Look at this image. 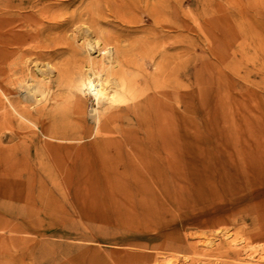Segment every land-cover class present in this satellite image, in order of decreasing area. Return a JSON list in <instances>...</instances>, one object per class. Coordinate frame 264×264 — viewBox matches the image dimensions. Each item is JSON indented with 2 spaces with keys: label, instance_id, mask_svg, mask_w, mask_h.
I'll return each mask as SVG.
<instances>
[{
  "label": "rangeland",
  "instance_id": "obj_1",
  "mask_svg": "<svg viewBox=\"0 0 264 264\" xmlns=\"http://www.w3.org/2000/svg\"><path fill=\"white\" fill-rule=\"evenodd\" d=\"M78 14L148 81L98 128ZM168 258L264 264V0H0V264Z\"/></svg>",
  "mask_w": 264,
  "mask_h": 264
},
{
  "label": "bare ground",
  "instance_id": "obj_2",
  "mask_svg": "<svg viewBox=\"0 0 264 264\" xmlns=\"http://www.w3.org/2000/svg\"><path fill=\"white\" fill-rule=\"evenodd\" d=\"M80 18L81 14H78L77 17L65 20L63 23L50 25L49 27L64 29L67 25H74L78 22L80 24L89 23V26L87 27H82L84 26L82 25L78 28L79 30L83 29L80 33H78L79 36L77 37V41H81V46L71 45L69 49L75 56L78 55L79 51L81 52L82 49L87 52V61L85 64L86 71L84 72V75L81 77L79 76L80 85L78 86L79 88L84 87L86 92L93 99L92 101L94 102L95 107L91 106L90 113L95 120L96 127L98 128L100 125L102 126L101 123L103 120V113H105L103 110H112L116 107H124L125 104L136 98L137 92L142 87L147 85L148 81L142 78V86H140L134 77L129 75L131 60L128 59V56L131 55L133 49L129 46L126 47L125 45L120 44L119 36L112 34L110 31V33L103 31H99L100 33L97 32L94 25L98 23L100 18L96 19V16L95 18L90 16L89 19H85L86 21L84 19L81 20ZM40 32H42V30L37 31L35 38H39L38 36H40ZM82 33H84V35H82ZM92 34H94V36H91ZM112 41H115L116 43H113ZM62 42L63 38L61 37H49L43 42L39 41L35 48H46L47 50L50 49L54 51L62 44ZM36 55L38 57L41 53H36ZM34 65L37 69L39 79L30 76L27 81H24L25 83L23 84V89H25L26 93H28L30 97L38 101L42 99V96H44L45 89L49 88L51 78L54 77V69L48 62L44 64L45 68L43 69L37 64ZM68 77L69 76L66 75V70L64 71V69H60L57 72L56 82L59 85L66 84L68 83ZM162 261L163 264L171 263L170 258ZM145 264H159V262L153 261Z\"/></svg>",
  "mask_w": 264,
  "mask_h": 264
}]
</instances>
